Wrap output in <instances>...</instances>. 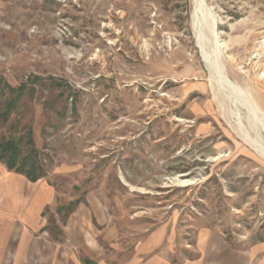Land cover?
<instances>
[{
	"label": "rangeland",
	"instance_id": "obj_1",
	"mask_svg": "<svg viewBox=\"0 0 264 264\" xmlns=\"http://www.w3.org/2000/svg\"><path fill=\"white\" fill-rule=\"evenodd\" d=\"M203 6L201 47L195 0H0V155L41 174L0 161V264H264V132L206 60L264 119V0Z\"/></svg>",
	"mask_w": 264,
	"mask_h": 264
},
{
	"label": "bare ground",
	"instance_id": "obj_2",
	"mask_svg": "<svg viewBox=\"0 0 264 264\" xmlns=\"http://www.w3.org/2000/svg\"><path fill=\"white\" fill-rule=\"evenodd\" d=\"M203 1L204 0H195V10H194V23L196 28H198V42L201 47L203 46V40H204L203 37L204 29L201 24V19H202L201 17L205 16L206 14V11L203 6ZM206 60L209 63L211 73L213 74L215 81L226 92L231 94L234 93L236 94V97L240 98V102L247 109L249 115L248 117L249 121L251 122L252 125H254V128H257L263 133L264 119L260 116V110H259L260 108L251 99V97H248L247 94H245L244 92L245 89H243L240 85H238L229 77V75L223 70V66L221 65V62L217 58L215 59L208 55V57L206 56ZM238 134L241 136V138L245 141L246 144L252 147L253 150L256 153H258L260 157H262V159H264V142L260 140V137L257 138L251 137V135H249V133L245 130L238 131ZM177 183L178 185H187L192 182L190 181V179L177 178Z\"/></svg>",
	"mask_w": 264,
	"mask_h": 264
},
{
	"label": "crops",
	"instance_id": "obj_3",
	"mask_svg": "<svg viewBox=\"0 0 264 264\" xmlns=\"http://www.w3.org/2000/svg\"><path fill=\"white\" fill-rule=\"evenodd\" d=\"M21 175L14 174L13 172L7 170L0 164V213L5 212L3 210L6 206L12 205L14 203V197L19 195L22 189ZM76 219V218H75ZM77 220V219H76ZM69 229V233L74 236V239L77 238L78 229L80 226L76 224Z\"/></svg>",
	"mask_w": 264,
	"mask_h": 264
},
{
	"label": "trees",
	"instance_id": "obj_4",
	"mask_svg": "<svg viewBox=\"0 0 264 264\" xmlns=\"http://www.w3.org/2000/svg\"><path fill=\"white\" fill-rule=\"evenodd\" d=\"M7 148L10 149L11 145L6 144L4 146V148L2 149L4 153H6V151L7 152L9 151V149ZM15 155H16V151H13V153L11 154L10 158L7 161H5V156L0 155V161L5 162L7 167L10 170H15L18 173L24 174L28 179L32 181H36L41 176V174H36L35 172L27 171L24 169V167L16 168L15 167V164H16Z\"/></svg>",
	"mask_w": 264,
	"mask_h": 264
}]
</instances>
